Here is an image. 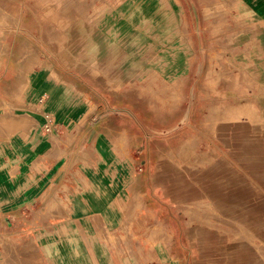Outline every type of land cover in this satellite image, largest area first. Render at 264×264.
Listing matches in <instances>:
<instances>
[{
	"label": "rangeland",
	"instance_id": "1",
	"mask_svg": "<svg viewBox=\"0 0 264 264\" xmlns=\"http://www.w3.org/2000/svg\"><path fill=\"white\" fill-rule=\"evenodd\" d=\"M206 1L212 11L199 29V0H0V85L20 89L46 59L68 69L56 63L68 50L71 65L86 73L77 81L93 90L94 109L106 79L122 82L141 103L130 116L154 124L137 126L152 140L141 164L151 161L153 176L174 187L176 198L188 185L183 201L191 203L188 226L205 248L203 264H264V77L249 61L257 63L258 52L235 49L234 13L244 0ZM58 35L75 38L59 45ZM167 86L173 109L165 119L158 108ZM186 102L189 110H180ZM259 139L263 149H252ZM132 201L139 210L140 197ZM214 230L220 237H206ZM11 243L13 262L28 264L16 248L20 239Z\"/></svg>",
	"mask_w": 264,
	"mask_h": 264
},
{
	"label": "crops",
	"instance_id": "2",
	"mask_svg": "<svg viewBox=\"0 0 264 264\" xmlns=\"http://www.w3.org/2000/svg\"><path fill=\"white\" fill-rule=\"evenodd\" d=\"M199 1L201 29L212 10L208 1ZM243 5L234 13L235 49L250 45L258 52L259 67L249 61L264 77V0ZM73 25L56 23V29ZM58 36L59 45L75 38ZM43 61L20 89L0 85V264H23L13 262L11 242L18 238L16 248L28 264H203L205 248L188 226L191 203L183 201L188 185H180L176 198L174 187L153 176L151 161L141 164L152 140L137 126L154 124L130 116L141 110L136 93L106 79L94 109L93 90L79 86L86 73L71 65L70 50L56 54V63H70L66 70ZM258 87L264 91V80ZM171 97L167 86L158 108L165 119L172 115ZM151 106L144 103L147 110ZM178 108L187 111L189 103ZM259 141H252V149H263ZM217 236L214 230L206 237Z\"/></svg>",
	"mask_w": 264,
	"mask_h": 264
},
{
	"label": "bare ground",
	"instance_id": "3",
	"mask_svg": "<svg viewBox=\"0 0 264 264\" xmlns=\"http://www.w3.org/2000/svg\"><path fill=\"white\" fill-rule=\"evenodd\" d=\"M233 85V84H232ZM253 141V140H252ZM257 141V140H256ZM255 142V141H254ZM232 143V142H231ZM255 143H260V141L258 140L257 142H255ZM215 165H219V164H215ZM215 167V166H214ZM213 168V167H212ZM211 168V169H212ZM188 171V170H187ZM191 172V171H190ZM230 181H228V183H229ZM230 193V192H229ZM227 195V194H226ZM242 196H244L243 194L240 196L241 198H242ZM248 197H249V195H248ZM246 200H248V199H246Z\"/></svg>",
	"mask_w": 264,
	"mask_h": 264
}]
</instances>
